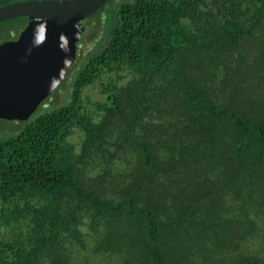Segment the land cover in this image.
<instances>
[{
    "label": "trees",
    "instance_id": "1",
    "mask_svg": "<svg viewBox=\"0 0 264 264\" xmlns=\"http://www.w3.org/2000/svg\"><path fill=\"white\" fill-rule=\"evenodd\" d=\"M107 5L65 100L0 119V264H264V0H109L92 38Z\"/></svg>",
    "mask_w": 264,
    "mask_h": 264
},
{
    "label": "water",
    "instance_id": "2",
    "mask_svg": "<svg viewBox=\"0 0 264 264\" xmlns=\"http://www.w3.org/2000/svg\"><path fill=\"white\" fill-rule=\"evenodd\" d=\"M109 0H15L0 23L26 17L15 39L0 42V119L25 121L63 82L90 17Z\"/></svg>",
    "mask_w": 264,
    "mask_h": 264
},
{
    "label": "rangeland",
    "instance_id": "3",
    "mask_svg": "<svg viewBox=\"0 0 264 264\" xmlns=\"http://www.w3.org/2000/svg\"><path fill=\"white\" fill-rule=\"evenodd\" d=\"M10 1H15V0H0V5L3 3L10 2ZM114 1L118 2L119 0H114ZM110 12H111V8L110 6L107 5L105 10H103V12L100 14L102 21L100 23V26L96 27L95 36L93 38L91 35V30L95 28V26L97 25V16L88 18L86 19L85 23H83L85 26V30L83 32L82 38L78 45L75 62L71 65L72 66L71 72L67 73L65 79L59 85L58 90H55L49 97H47V100H51L52 102H56V103H59L65 100V98L68 95L70 80L72 76L74 75V72L77 70L78 66L81 65L83 60L87 58L88 55L91 52H93L94 49L98 46V44L103 40L105 36L106 28H107L106 24L109 22L108 15L110 14ZM10 23L11 21L10 22L4 21L0 23V42L6 39H13L12 37H14L15 32H12L13 29L10 30V27H11ZM84 94L88 95L93 100H100L103 97L100 94L99 88L97 85L86 87L84 89ZM41 104L39 105V107L37 108V110L35 111L33 115H35L41 110ZM19 123H20L19 121H14L12 123L6 122V124H4L3 126H6L8 128H12V127L16 128ZM71 140L76 142L78 138H76V136H73Z\"/></svg>",
    "mask_w": 264,
    "mask_h": 264
},
{
    "label": "flooded vegetation",
    "instance_id": "4",
    "mask_svg": "<svg viewBox=\"0 0 264 264\" xmlns=\"http://www.w3.org/2000/svg\"><path fill=\"white\" fill-rule=\"evenodd\" d=\"M17 37V36H16ZM13 39H15V38H13Z\"/></svg>",
    "mask_w": 264,
    "mask_h": 264
}]
</instances>
